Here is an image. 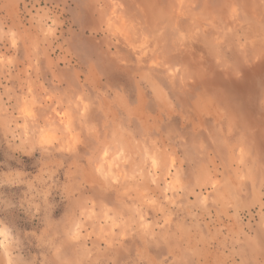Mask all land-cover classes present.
<instances>
[{"label": "clouds", "instance_id": "9594fccd", "mask_svg": "<svg viewBox=\"0 0 264 264\" xmlns=\"http://www.w3.org/2000/svg\"><path fill=\"white\" fill-rule=\"evenodd\" d=\"M0 264H264V0H0Z\"/></svg>", "mask_w": 264, "mask_h": 264}, {"label": "rangeland", "instance_id": "374dc122", "mask_svg": "<svg viewBox=\"0 0 264 264\" xmlns=\"http://www.w3.org/2000/svg\"><path fill=\"white\" fill-rule=\"evenodd\" d=\"M61 68H63V65H61Z\"/></svg>", "mask_w": 264, "mask_h": 264}]
</instances>
